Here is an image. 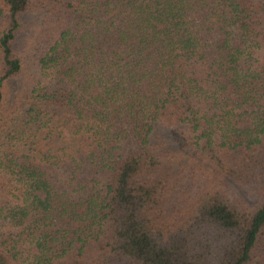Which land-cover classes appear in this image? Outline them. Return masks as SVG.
Wrapping results in <instances>:
<instances>
[{"label": "trees", "instance_id": "obj_1", "mask_svg": "<svg viewBox=\"0 0 264 264\" xmlns=\"http://www.w3.org/2000/svg\"><path fill=\"white\" fill-rule=\"evenodd\" d=\"M0 264H264V0H0Z\"/></svg>", "mask_w": 264, "mask_h": 264}]
</instances>
